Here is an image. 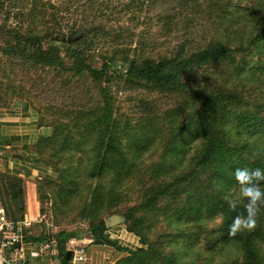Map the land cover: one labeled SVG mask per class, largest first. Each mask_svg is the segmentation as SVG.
<instances>
[{
    "label": "rangeland",
    "instance_id": "obj_1",
    "mask_svg": "<svg viewBox=\"0 0 264 264\" xmlns=\"http://www.w3.org/2000/svg\"><path fill=\"white\" fill-rule=\"evenodd\" d=\"M148 1L145 0L147 7L142 12L124 13L123 0H95L91 5L89 0H41L45 10L38 20L44 16L45 23L40 28L49 30L39 33V42L34 47L19 41L18 28L26 24L36 1L0 0V111L18 109L20 103L36 114L38 126L47 130L49 139L46 146L35 149L36 158L48 159L50 151L58 150L59 146L52 141L55 133L62 140L70 133L73 136L77 132L75 128L82 129L85 121H76L80 112L94 110L101 115L106 110L108 113V118L102 115L96 131L88 133L83 148L87 155L57 158V164L52 165L53 175L39 181L42 221L36 222L35 232L44 238L64 237L67 252L73 247L84 248L88 256L85 264H110L132 256L136 257L134 264L141 258L145 259L144 264H264L251 259L243 249L247 233L264 229V206L255 229L229 235L237 243L232 240L220 244L222 237L229 234L223 220L199 219L197 210L204 214L206 205L214 203L230 209L224 197H234L238 191L221 192L214 185L212 171L201 165L200 157L193 159V153L189 154L190 161L180 168L168 170L160 166L170 132L185 124L188 117L185 115L174 124L162 119L165 112L184 100H192L191 108L196 110L204 100H217V93L236 94L241 100L251 101L256 92L245 91L237 84L234 67L229 62L204 66L184 76L179 89L166 90L129 79L127 66L121 64L122 56L113 54L119 48L129 51L133 57L134 48H138L135 57L138 61H158L180 52L190 55L204 50L213 41L240 39L243 50L235 53L239 61L256 35L250 23L252 16H257L255 30L264 20V0H151L147 5ZM75 4L89 6V12H76ZM133 14L138 17L135 21H131ZM75 32L88 36L87 32L92 38L71 47L50 41L62 36L71 39ZM75 37L79 40L78 35ZM89 42L93 43L92 48L85 53L79 51L82 58L78 60L74 52L86 49ZM52 46H60L55 52L60 62L41 63L35 48L46 52ZM104 61L111 65L100 79L77 67L83 64L100 70ZM154 118L161 119V136L148 152H158L143 156L133 166L132 175L118 197L110 193L108 178H95L93 188L100 194L98 201L93 196L91 208V198L85 191L91 170L84 174L82 168L93 169L95 164L88 161L89 157L96 145L101 148L107 145L108 127L114 120L120 125L127 120L142 128L146 124L150 126ZM227 149L233 151L232 160L240 162L247 158V152L243 153L238 145L227 144ZM68 162L73 167L82 164V168L68 169ZM66 171L79 174L80 179L74 188L69 186L74 197L61 208L56 192ZM24 196L23 180L0 174V205L9 220L19 221L24 216ZM96 203L98 209H95ZM196 204H201V208H195ZM237 209L246 215L242 205ZM114 215L121 222L111 227L108 222ZM91 226H99L103 232L91 233ZM73 239L74 243L69 245ZM256 245L264 257V240L257 241ZM32 246H24L21 259L24 264H49L50 259L63 264L58 254L31 258L30 253L36 249ZM181 251L184 256L179 255ZM10 254L6 249L3 257Z\"/></svg>",
    "mask_w": 264,
    "mask_h": 264
},
{
    "label": "trees",
    "instance_id": "obj_2",
    "mask_svg": "<svg viewBox=\"0 0 264 264\" xmlns=\"http://www.w3.org/2000/svg\"><path fill=\"white\" fill-rule=\"evenodd\" d=\"M36 1L35 5H32L29 10L28 21L22 28H18L19 35L21 37L20 42H25L28 45L32 44L34 47L39 42V33H43L47 29L40 28L41 24H44V16H41L40 21L38 17L42 14L41 11L45 10V6L42 5L41 0ZM90 5L95 0H89ZM122 11L124 13L142 12L145 8V0H123ZM151 0L147 2V5ZM76 6V4H75ZM74 6V7H75ZM147 7V6H146ZM41 9V10H40ZM89 6H76V12L85 13ZM264 14V8H263ZM113 13L112 15H114ZM117 14H120L118 12ZM138 19L133 14L131 21ZM257 16L253 15L251 18V27L256 31V35L251 41L248 52L245 53L244 58L239 61L236 60L235 53L243 50L240 39H236L234 42H218L213 41L204 50L185 55L180 52L171 58H164L158 61L154 60H142L135 59L138 48H134V56L130 57V52L125 49L114 50V56H122L121 64L127 66L126 75L131 80H137L146 84L160 86L166 90L179 89L183 85L181 79L184 76L190 75L200 68L213 63L229 62L234 67L233 77L237 84L246 89H252L256 92L255 97L249 100H241L236 94H222L217 93V100H204L201 103L200 108L192 109V100H184L176 108L169 110L163 114L164 118L169 121H173L174 124L185 115H188L186 123L181 124L173 132H170V140L167 142L165 150L160 157V166L168 167V170L180 168L190 161L189 154H195L193 159L200 157L202 166L207 170L212 171V175L216 184L219 186L221 192H227L229 190L238 191V186L235 183L233 173L238 167H247L249 169L261 168L264 169V20L255 30L257 23ZM60 25V23H58ZM88 32V31H87ZM82 34L79 36L76 32L72 35L71 39L61 37L60 39H52L51 43L55 45H66L71 47L72 45H78L85 43L92 38ZM107 34H109L107 32ZM78 35L79 40H75V36ZM232 43H236L233 45ZM93 43L89 42L86 49L77 50L74 52L75 57L81 59L80 52L89 51L92 48ZM57 47L52 46L46 52L41 51L40 48H35L34 51L40 53V62L45 64H54L60 62V58L56 52ZM237 50H236V48ZM122 50V51H121ZM80 51V52H79ZM255 55L258 58L254 60ZM263 55V56H262ZM263 65H260V64ZM111 63L104 61L101 65V69H93L91 67L78 64L77 67H81L88 71L94 78L100 79L104 76L107 70L110 68ZM107 116L106 110L100 113L94 110L82 111L76 117V121H85L82 129L75 128L76 132L73 136L68 135L62 140L57 139V133L52 136V141L59 146L58 150L53 149L50 151L49 158L45 159L51 165H56L55 160L57 158L65 159L68 155H87L86 149H83L86 145V138L90 134V131L95 132L97 124L101 122L102 115ZM161 119L154 118L149 124L144 125L142 128L132 124L130 121L119 124L118 120H114L110 127H108V139L105 148L95 146L92 151L89 162L94 163L93 169L91 166L88 168H82V164L77 167L71 165V160L68 162L70 165L68 169H80L86 174L88 173V183L86 180L85 191L88 198H91V208L93 203V196L96 201L99 200V194L96 193L93 188V180L95 178H108L110 183V193L113 196H120L122 186L126 180L132 175L133 166L145 155L151 153L148 152L152 145L157 143V139L161 136V126L159 125ZM173 124V125H174ZM89 133V134H88ZM219 133V134H218ZM63 137V136H62ZM49 142L47 137H42L36 148L39 145L46 146ZM227 144L238 145L239 149L244 153L247 152V158H243L240 162L232 160L233 151L227 149ZM200 147V148H199ZM38 152V151H37ZM157 150H153L151 156L155 155ZM39 154V152H38ZM79 174H72L68 171L65 172L64 177L61 179V188H58L57 196L59 198L60 207H64L74 197L70 193L69 186L74 188L76 180H79ZM73 180V181H72ZM49 181V180H48ZM49 185L45 183L44 185ZM76 186V185H75ZM264 188V184H262ZM79 189V188H78ZM46 195V194H45ZM50 197L48 194L46 195ZM11 198H14L13 194ZM201 204H196L195 208L200 209ZM86 207V206H84ZM90 208V212L92 209ZM95 209H98L97 203ZM87 209L85 210V212ZM197 217L199 219L214 220L221 218L225 223V229L229 231V225L232 223V219L238 214H244L240 210L226 209L225 207L217 204H207L204 214L199 213L197 210ZM87 215V212H86ZM23 216L19 221H22ZM103 232V229L99 226H91V233ZM240 233V232H239ZM49 237V236H48ZM46 238V237H45ZM58 243V256L62 259L63 264H71V258H67V251L65 250V239L61 236H55ZM44 236L35 241H42ZM232 240L237 243V240ZM231 237L224 236L220 240V244H228ZM264 240V229H259L254 232L247 233L245 239V246L243 247L245 253L246 250L251 259L257 260L259 263L264 262V257L260 256V249L256 245L257 241ZM180 256H184V252L179 253ZM247 255V254H246ZM248 257V255H247ZM258 258V259H257ZM60 259V260H61ZM136 260L135 256L128 257L122 260H118L115 264H134ZM145 259H138L137 264H144Z\"/></svg>",
    "mask_w": 264,
    "mask_h": 264
},
{
    "label": "crops",
    "instance_id": "obj_3",
    "mask_svg": "<svg viewBox=\"0 0 264 264\" xmlns=\"http://www.w3.org/2000/svg\"><path fill=\"white\" fill-rule=\"evenodd\" d=\"M17 105H20V108L0 111V174L24 181L25 212L22 222L27 224L25 227L27 246L33 245L32 249L36 248L34 251H37L40 244L35 240L41 235L35 232L34 227L36 222L42 221L37 185L40 180L53 174L52 165L46 160H38L35 149L39 140L46 137L48 132L45 128L38 126L36 114L27 108L26 104L22 106L18 103ZM0 209H3L1 205ZM50 260L49 264L58 262Z\"/></svg>",
    "mask_w": 264,
    "mask_h": 264
},
{
    "label": "clouds",
    "instance_id": "obj_4",
    "mask_svg": "<svg viewBox=\"0 0 264 264\" xmlns=\"http://www.w3.org/2000/svg\"><path fill=\"white\" fill-rule=\"evenodd\" d=\"M233 177L238 186V192L234 197L225 195L224 199L233 211L242 205L246 215L238 214L232 219L229 225L230 236H235L244 230L255 229L261 207L264 206V188H262L264 169L238 167L234 170Z\"/></svg>",
    "mask_w": 264,
    "mask_h": 264
},
{
    "label": "built area",
    "instance_id": "obj_5",
    "mask_svg": "<svg viewBox=\"0 0 264 264\" xmlns=\"http://www.w3.org/2000/svg\"><path fill=\"white\" fill-rule=\"evenodd\" d=\"M26 226L25 222L9 220L4 210L0 209V264H24L21 259L23 258L24 246L27 245ZM72 243H74V239L69 242V245H72ZM39 244L38 250L30 253L31 258H41L48 254L57 256L58 243L55 238H44ZM6 249L10 250L11 254L9 257L4 258L3 254ZM69 253L71 264H85L88 260L84 248L73 247L69 249Z\"/></svg>",
    "mask_w": 264,
    "mask_h": 264
},
{
    "label": "water",
    "instance_id": "obj_6",
    "mask_svg": "<svg viewBox=\"0 0 264 264\" xmlns=\"http://www.w3.org/2000/svg\"><path fill=\"white\" fill-rule=\"evenodd\" d=\"M68 41H69V39H68ZM120 222H121L120 217L114 215V216L109 218L108 224H109V226L113 227V226L118 225ZM16 247H18V246H16ZM67 258L68 259L70 258V253L69 252L67 253Z\"/></svg>",
    "mask_w": 264,
    "mask_h": 264
}]
</instances>
